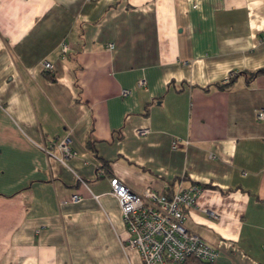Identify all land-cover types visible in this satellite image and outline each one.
<instances>
[{"label": "crops", "instance_id": "obj_1", "mask_svg": "<svg viewBox=\"0 0 264 264\" xmlns=\"http://www.w3.org/2000/svg\"><path fill=\"white\" fill-rule=\"evenodd\" d=\"M263 68L264 0H0V264H142L114 178L203 186L184 227L264 264Z\"/></svg>", "mask_w": 264, "mask_h": 264}, {"label": "built area", "instance_id": "obj_2", "mask_svg": "<svg viewBox=\"0 0 264 264\" xmlns=\"http://www.w3.org/2000/svg\"><path fill=\"white\" fill-rule=\"evenodd\" d=\"M113 48V44L107 45L108 50ZM62 49L66 52L67 46L63 45ZM41 66L46 72L53 70V65L49 62H42ZM143 84L141 82L139 85ZM128 94V91H122L123 96ZM255 119L264 122V108L256 111ZM147 132L146 129H142L138 130L137 134L146 135ZM70 143L69 137L57 142L55 145L59 156L52 153L50 155L65 164L68 158L76 155L71 150ZM171 147L176 150L179 144L173 142ZM110 185V194L118 201L121 218L128 234L124 248L136 251L142 264H183L189 259L208 264L216 262L217 250L195 233L189 232L183 224L186 212L195 206L196 199L202 191L200 186L194 184L183 186L178 183L169 194L156 192L149 187L142 194H136L118 179H111ZM71 201L77 203L81 198L73 195Z\"/></svg>", "mask_w": 264, "mask_h": 264}, {"label": "trees", "instance_id": "obj_3", "mask_svg": "<svg viewBox=\"0 0 264 264\" xmlns=\"http://www.w3.org/2000/svg\"><path fill=\"white\" fill-rule=\"evenodd\" d=\"M261 75H264V68L263 69H259V70L255 71V72H252V73L248 74L250 80H252V79H254V78L258 77V76H261ZM231 82H232V80H229L227 84H224V85L218 86V87L219 88H225V87L229 86ZM104 165L106 166V164H104ZM200 187L203 189V186H200ZM189 260L196 261L194 259H189ZM196 262H200V261H196ZM200 263H204V262H200ZM204 264H208V263H204Z\"/></svg>", "mask_w": 264, "mask_h": 264}]
</instances>
